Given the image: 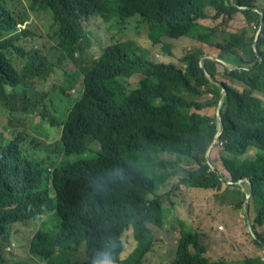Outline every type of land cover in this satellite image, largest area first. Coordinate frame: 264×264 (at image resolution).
<instances>
[{"label":"trees","instance_id":"trees-1","mask_svg":"<svg viewBox=\"0 0 264 264\" xmlns=\"http://www.w3.org/2000/svg\"><path fill=\"white\" fill-rule=\"evenodd\" d=\"M18 1L0 0V101L10 110L17 102L21 113L30 114L39 111L41 94L33 90L29 80L44 79L53 72V66L38 51L27 52L14 45L19 40L16 26L26 19V15L16 13ZM25 1L31 9L38 5L49 14L60 50L78 66V72L71 77H84L83 94L67 106L61 134L66 158L62 161L50 155L30 154L23 144L0 138V238L6 237L7 223L25 224L46 213L41 170L47 165L51 169L48 177L55 190L59 225L56 221L51 226L56 231L35 233L30 239L29 254L44 264H88L76 261L70 252L84 246L88 255L90 242L97 236L103 241L108 238L112 254L116 255L121 234L131 227L137 247L129 260L140 264L151 246L145 223L159 211L158 205L149 201L150 196L156 195V177L144 167L142 155L152 161L166 159L158 165L163 171L161 178L180 175L185 186L214 191L221 185L217 173H208L204 164L215 127L212 119L195 113L211 103L188 101V97L199 99L202 88L212 94L214 102L219 99L222 87L217 82L218 60L227 65L223 67L225 79L249 87L239 93L223 84L220 161L233 184L248 180L255 222L264 223V106L251 96L254 90L264 96V38L257 42L256 59L245 32L225 35L217 26L206 23L218 20L220 15L232 16L237 7L246 8L243 14L248 23L258 22L259 16L252 11L254 0ZM259 10L263 13L264 32V7ZM134 15L147 24L149 36L153 31L169 39L187 37L218 50L217 57L200 59L197 52L187 53L181 59L186 66L182 71L111 47L97 60L88 61L83 67L78 65L75 55H85L89 46L84 20L97 17L103 22L125 25ZM9 49L22 60L20 75L5 59L4 53ZM199 61L202 67H198ZM249 65L248 71L240 70L239 66ZM134 73H141L143 79L137 89L130 91L124 79ZM93 141L99 144L98 151L90 147ZM30 144L40 146L34 139ZM250 149L256 150L254 158L246 157ZM180 226L176 249L179 261L190 256L181 251L192 248L201 252L192 264H227L204 259L198 235ZM7 244L1 240L0 248ZM240 264L264 263L247 259Z\"/></svg>","mask_w":264,"mask_h":264},{"label":"rangeland","instance_id":"rangeland-1","mask_svg":"<svg viewBox=\"0 0 264 264\" xmlns=\"http://www.w3.org/2000/svg\"><path fill=\"white\" fill-rule=\"evenodd\" d=\"M264 0H259L261 4ZM23 2V1H22ZM22 9L20 8V12ZM131 22V24H130ZM210 26H220L227 32H238L246 28L243 16L238 13L232 19H219L216 21L209 20L206 22ZM51 18L43 10H28V20L19 26L22 31H29L31 35L23 38L20 43L26 49H39L53 62L57 63L61 59V54L57 50L55 37L53 36L54 28L51 26ZM83 27L89 33L91 46L87 51L89 58H97L102 49L110 45H119L129 48L136 55L152 59L156 62L173 63L181 66L180 58L185 53L197 52L200 59L204 57L216 58L218 50L204 46L187 37L178 39H169L163 37L157 44H154L149 38L148 26L139 15H134L127 24L120 25L116 22H103L97 17H90L83 21ZM250 31L253 32L250 27ZM11 63L15 70L19 71V62L15 56L11 57ZM201 61L198 67H202ZM75 70V66L61 59L56 72L46 80H36V87L39 91L45 93L44 110L50 114H56L57 94L60 90L66 93L65 74ZM217 82L227 83L235 86L239 91L242 87L234 85L231 81L225 79L223 66H217ZM208 77V74H204ZM140 75H133L128 79L130 88H135ZM190 87L194 86L190 82ZM201 90V87H199ZM81 91V79L68 92L70 97L76 98ZM255 95L262 100L264 96L259 93ZM210 95H204L202 100L209 101ZM188 101L199 104L200 99L188 97ZM215 107L205 108L200 113L208 116H215ZM60 120L65 117H58ZM48 119V117H47ZM38 132V134L35 133ZM23 132L24 137L35 136L44 141L45 144L55 143L59 139L60 127L51 126L47 122H40L37 116H20L17 113L10 115L4 111L0 105V133L4 139L11 140ZM59 151V147H55ZM222 147H214V150L207 154V160L211 166L220 174L227 177L226 172L221 166L220 155ZM254 151L249 153L250 156ZM160 160H166L162 157ZM158 176L159 171L155 170ZM235 189H225L224 186L219 191L190 189L180 184L178 177H168L159 184V195L161 196L160 206L162 208V228L155 223H147V227L153 237V244L150 252L145 256L143 264H192L193 260L201 253L191 248L188 251H181L184 257L179 261L175 253L178 231L170 234L169 225L175 226L176 220L184 221L189 228L200 233L197 241L206 247L207 257L209 260L223 259L230 263L239 262L245 258L260 257L264 261V225L255 226V231L259 238H254L251 232L250 224L253 222V212L244 213L242 208L237 206L240 203V197H233L231 192ZM49 195L53 197V192L49 188ZM221 205V207H219ZM56 220L52 212H46L37 217L34 221L25 224H15L8 226L11 234L9 244L0 248V264H44L29 254V243L32 236L42 227L50 228ZM218 225L223 226V232L219 233L216 228ZM262 245L258 247L255 243ZM123 251L118 254L119 258H126L135 248L136 242L131 232H126L121 238ZM78 253L83 257V250Z\"/></svg>","mask_w":264,"mask_h":264},{"label":"clouds","instance_id":"clouds-1","mask_svg":"<svg viewBox=\"0 0 264 264\" xmlns=\"http://www.w3.org/2000/svg\"><path fill=\"white\" fill-rule=\"evenodd\" d=\"M23 1V2H22ZM259 0H254V9L252 10L254 13H256L258 16H259V20L258 22H251V23H248L245 19V16L243 14V11L246 10L245 7H237L238 11L236 13H234L232 16L228 17L226 15H220L218 16V20L219 19H232V17L238 13H240L242 16H243V19H244V22H245V25H246V28H242L240 31L238 32H227L225 29H223L222 27L220 26H217L218 28V31L219 32H223L225 35H228V34H241L243 32H245V38L246 39H250L251 40V49H252V52L254 53L255 55V58L256 59H259L258 58V54H257V42L258 40L263 36L264 38V32H262V26H263V13L260 12L259 10V7H260V3H258ZM263 4V7H264V1L261 3ZM20 8L22 9V11L20 12ZM36 9H40V10H43L44 12L47 13L46 10H44L43 8L39 7L38 5H36L33 9H31L28 5H27V2L25 0H19L17 3H16V13L17 15L21 16V15H26V19L24 22L22 23H18L16 28H17V33L19 34V40H17L16 42H14V45L17 46V47H21L23 48L25 51L27 52H30V51H33V50H36L38 51L42 56L46 57V59L48 60V62H50L53 66V72L51 74H49L47 77H45L44 79H41V78H33L31 80H29V82H31L33 84V90L39 94H41V97L39 99V105H40V109L38 112H32L30 114H23L21 113L19 110H18V103L16 102L15 105L13 106V109L10 110L9 108L6 107V105L0 101V105L2 107V109L6 112H8L10 115H12L13 113H17L18 115L20 116H37L40 118V122H47L48 124H50L51 126H54V125H57L60 127V134H59V139L55 142V143H49V144H45L44 141L38 139L37 137L35 136H31V137H24L23 136V132H20L18 133L14 139H11V140H7V139H4L3 136L1 135L0 133V138L6 142V141H16L19 145L23 144V148L25 150L28 151V153L30 154H39V155H42V156H45V155H50L51 157L53 158H56L58 159L59 161H62L64 158H66L65 154H64V151H63V146H62V143H61V134H62V130H63V124L65 123V121L67 120V106H68V103L69 101L73 103H75L80 97L81 95L83 94V75L79 74L77 79L74 80L71 76L75 73L78 72V66L71 62L70 60H68L62 53V51L60 50L59 46H58V41H57V37H56V32L53 33V36L55 37V41H56V47H57V50L60 52L61 54V59L67 61L68 63H71L75 66V70L71 73H66L65 74V85H66V93L64 94V90H60L57 94V99H58V102H57V109L55 110L56 114H50L48 113L47 111L44 110V106H45V98L47 97V95L41 91H39L36 87V83L35 81L36 80H46L47 78H49L51 75H53L55 72H56V69L58 68V64L60 62L61 59H59L57 61V63H53L46 54H44L42 51H40L39 49H36V48H33V49H26L24 47V45L20 44L22 41H23V38H25L26 36H29L31 35V33L29 31H22L19 29V26L24 24L25 22H27L28 20V10L30 11H33V10H36ZM119 24V23H117ZM250 27L252 28L253 32L250 31ZM85 32L87 33V36L89 38V46L85 48V55H75L78 59V65L80 67H83L85 66L88 61H91V60H97L101 54L103 53V51L106 49V48H111V47H118V48H121L123 50H126L129 52V54L133 57H137V58H141V59H146V60H149L153 63H158V64H165V65H173L179 69H181L182 71L185 70L186 66L185 64H183L181 62V59L187 54L185 53L181 58H180V64L181 66H177L173 63H162V62H156V61H153L152 59H148V58H144V57H141V56H138L135 54V52L129 48H126V47H122V46H119V45H110V46H106L105 48L102 49L100 55L97 57V58H89L88 57V54H87V51L88 49L90 48L91 46V40H90V37H89V33L86 31V29H84ZM220 34V33H219ZM163 37L167 38L165 35H158L156 34L155 32L152 31L151 33V36H149V38L152 40V42L154 44H157ZM204 45V44H202ZM206 46V45H204ZM209 47V46H208ZM240 54V52H239ZM5 55V59L7 60V62L11 65V67L13 68L14 72L18 75L21 74V70H22V66H23V63H22V60L21 58L18 56V54L14 51V50H11L9 49L7 52L4 53ZM12 56H15L19 62V71L17 72L13 66V64L11 63V57ZM207 57V56H206ZM209 58V57H208ZM218 63H220L223 67H226L227 68V65L224 64L223 62L219 61L218 60ZM240 67V70L242 71H248L249 68L251 67V65L249 66H239ZM133 75H140L141 76V79L138 81L137 83V86L135 88H130V84L128 82V79L130 77H132ZM81 79V91H80V94L78 97L76 98H72L70 97V95L68 94V92L70 90H72L74 88V86L78 83V81ZM143 79V75L141 73H134L132 75H130L129 77L125 78L124 81L128 84V89L130 91L132 90H135L138 88V85H139V82ZM234 85H237V86H240L242 87V90L239 91L235 86H231L230 84H227L225 83L226 86H228L229 88H232L234 90H236L237 92L239 93H242L244 91H248L249 90V87L247 85H245L244 83L240 82V81H237V82H232ZM224 82H221L220 83V86L222 87L221 91H220V97L219 99L214 102L213 100V96L211 93L207 92V90H205V88H202V92L203 94L200 96V100L202 103H211L210 106H206L198 111H195L196 114H199L200 116H207V118H210L212 119V122L211 124L214 125L215 127V132H214V135L211 139V141L208 143L207 147H206V150H205V154H204V159H205V165L207 166V172L210 173V172H214V173H217V175L220 177V181H221V185L218 189H215L216 191H219L221 190V188L224 186L225 189H235V191H232L231 192V195L233 197H240L241 198V201L240 203L237 204V206L239 208H242L244 210V213H247L249 211H252L253 212V222L250 224V227H251V232L253 233L254 235V238H259L257 236V233L255 231V226H262L264 225L263 224H258L255 222V217H256V212H255V209L254 207L251 205L250 203V186H249V183H248V180L246 178L238 181L237 183L233 184L231 179H230V175H229V172L225 169V167L223 166V164H221V166L223 167L224 171L226 172L227 174V177L220 174L216 169H214L211 164L208 162L207 160V157L206 155L211 153L213 150H214V147H219L221 148L222 147V141L220 139L221 137V134H222V123H221V116H220V110H221V104H222V98L224 96V93H225V88L223 86ZM70 87V88H69ZM7 92H10L9 88H6ZM255 93H261L257 90H254L252 91L251 93V96L254 97V98H257L259 100L262 101L263 103V106H264V100H262L261 98L257 97L255 95ZM210 95L211 96V99L209 101H204L202 100V97L204 95ZM264 94V93H263ZM19 99V94L16 96V101H18ZM210 107H215L216 110H215V116L211 117V116H208V115H205V114H201L200 112L205 109V108H210ZM48 117V119H47ZM58 117H65V119L63 120H60ZM36 134L39 135L38 132L35 131ZM31 139H34L36 142H38L40 144V146L38 148H35L34 145H31L30 144V140ZM58 146L59 147V151H56L55 150V147ZM90 147H92L94 150L98 151L100 146L97 142L93 141L92 144H90ZM251 151H254V154L252 156L249 155V153ZM255 154H256V150L255 149H250L247 154H246V157L248 158H254L255 157ZM2 158V155H0V159ZM68 159L70 160H74L75 157H69ZM141 160H142V163L144 164V167L145 168H148L149 169V173L151 176H155L156 177V183H157V191H156V195L155 196H150L149 197V201L153 204V205H158L159 207V211L153 216L151 217L146 223H145V228L148 232V234L150 235L151 237V246L149 248V250L143 255V257L141 258V262L140 264H143V260L145 258V256L150 252L151 248H152V244H153V237L151 235V232L150 230L148 229L147 227V223H155L158 227L162 228V221H161V216H162V208L160 206V200H161V196L159 195V184L162 183L166 178L168 177H178L180 179V184L186 188H190V189H203V190H213V189H210V188H199V187H188V186H185L183 183H182V177L180 175H168L164 178H161V174L163 173L162 170H159L158 169V165L161 163L160 162V158H158L157 160L155 161H152V160H149V158H147L146 156L142 155L141 156ZM0 167H1V163H0ZM191 168H195V166L193 167H184L185 170H189ZM155 170L159 171L160 174L157 176L155 174ZM51 172V169L47 166V165H44L42 167V170H41V176H42V180L44 182V193H45V196H44V199H43V207H44V211L45 212H52V216L56 218V221H57V225H59V219L57 218L56 216V211H55V190L52 186V183H51V180L49 179L48 177V174ZM49 188L52 190L53 192V197H50L49 195ZM219 207H221V205H219ZM176 223V226H177V229L175 228V226L173 225H169L168 227V232L170 234L172 233H175L176 231H178V234H179V237L177 239V243H176V248H175V253H176V249H177V245H178V241L180 239V229H181V224L183 225V227L188 230V231H191L193 233H196L198 236H201L200 233H198L197 231L195 230H192L191 228H189L187 226V224L184 222V221H181V220H176L175 221ZM15 224H18V223H7L6 224V237L5 239L4 238H0V241L1 240H6L9 242L10 240V237H11V234L9 232V229H8V226H12V225H15ZM217 231L219 233L223 232V226L222 225H218V228H216ZM39 231H47V232H53V231H56V227H50V228H45V227H42L40 228L37 232ZM36 232V233H37ZM126 232H131L132 235H133V238L136 242V245H135V248L133 249V251L126 257V258H119L118 257V254L120 252L123 251V245L121 243V238L123 236V234H125ZM120 249L118 250V252L116 253V255L112 254V250L110 248V244H109V241H108V238H104V241L103 240H99V238L96 236L91 242H90V245H89V249H88V255L85 254V249H84V246H81L73 251L70 252V256H72L76 261H87L88 264H132L131 261L129 260V258L132 256L133 252L135 251L136 247H137V241L134 237V234H133V231L130 228L124 230V232L121 234L120 236ZM255 243L258 245V247L262 248V245L261 244H258L256 240H254ZM202 247L204 248V252L202 254V257L204 259H206L208 262H218V261H223V262H226L227 264H240L242 263L244 260H247V259H259L262 263H264V261L260 258V257H252V258H245L239 262H236V263H230V262H227L226 260H223V259H218V260H209L208 257H207V252H206V247L204 245H202ZM83 250V257L80 256V254L78 253L79 250ZM189 250H191V248H189ZM38 259V258H37ZM39 260V259H38ZM135 261V259H133ZM40 262H43L41 260H39ZM45 263V262H44ZM10 264H18V263H10ZM172 264V262L170 263Z\"/></svg>","mask_w":264,"mask_h":264}]
</instances>
